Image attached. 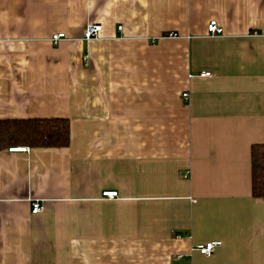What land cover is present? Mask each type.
<instances>
[{
  "label": "crops",
  "instance_id": "0c3cea01",
  "mask_svg": "<svg viewBox=\"0 0 264 264\" xmlns=\"http://www.w3.org/2000/svg\"><path fill=\"white\" fill-rule=\"evenodd\" d=\"M31 117L71 143L0 150V264H264V0H0V119Z\"/></svg>",
  "mask_w": 264,
  "mask_h": 264
},
{
  "label": "trees",
  "instance_id": "16d2710c",
  "mask_svg": "<svg viewBox=\"0 0 264 264\" xmlns=\"http://www.w3.org/2000/svg\"><path fill=\"white\" fill-rule=\"evenodd\" d=\"M71 122L65 117L0 119V150L10 146L67 147ZM252 195L264 197V143L253 144Z\"/></svg>",
  "mask_w": 264,
  "mask_h": 264
},
{
  "label": "built area",
  "instance_id": "2783aa9c",
  "mask_svg": "<svg viewBox=\"0 0 264 264\" xmlns=\"http://www.w3.org/2000/svg\"><path fill=\"white\" fill-rule=\"evenodd\" d=\"M101 29H102L101 24L89 23L86 26V29L84 32V39L91 40V39L97 38ZM207 29H208V33L211 36L221 35L223 34V31H224L223 27L216 20H211L207 26ZM64 38H66V34L64 32H59V33L53 34L50 40L54 45H57ZM200 75L203 77L211 76V72H202ZM188 96H189L188 93L183 94V97L185 99H187ZM27 150H28L27 147L10 148V151H14V152L16 151L25 152ZM117 195H118V192L116 191H107L103 193V196L108 197V198H115L117 197ZM43 208L44 207L40 200H34L32 202V213L33 214L40 213L43 210ZM178 237H181V235L179 234ZM220 244L221 242L219 241H211V242H207L204 244H199L195 248H193L191 252H193L194 250H197L199 253L203 255L210 256L215 252L216 248ZM183 257L185 256L184 255L178 256V258H183Z\"/></svg>",
  "mask_w": 264,
  "mask_h": 264
}]
</instances>
